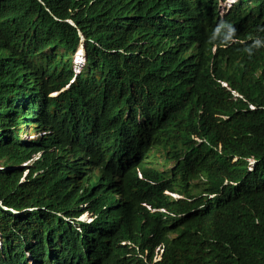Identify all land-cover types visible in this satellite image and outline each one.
Returning a JSON list of instances; mask_svg holds the SVG:
<instances>
[{"label":"trees","instance_id":"16d2710c","mask_svg":"<svg viewBox=\"0 0 264 264\" xmlns=\"http://www.w3.org/2000/svg\"><path fill=\"white\" fill-rule=\"evenodd\" d=\"M0 264H264V0H0Z\"/></svg>","mask_w":264,"mask_h":264},{"label":"rangeland","instance_id":"374dc122","mask_svg":"<svg viewBox=\"0 0 264 264\" xmlns=\"http://www.w3.org/2000/svg\"><path fill=\"white\" fill-rule=\"evenodd\" d=\"M72 62H74V61H72ZM23 138H24V136H23ZM79 219L82 220V221H90L91 220L90 216L87 215V214H83Z\"/></svg>","mask_w":264,"mask_h":264},{"label":"clouds","instance_id":"9594fccd","mask_svg":"<svg viewBox=\"0 0 264 264\" xmlns=\"http://www.w3.org/2000/svg\"><path fill=\"white\" fill-rule=\"evenodd\" d=\"M228 1H230V0H228ZM228 4L225 5V7H224V5H221L220 8H219V13H222L223 12V9H225L226 7H228Z\"/></svg>","mask_w":264,"mask_h":264}]
</instances>
